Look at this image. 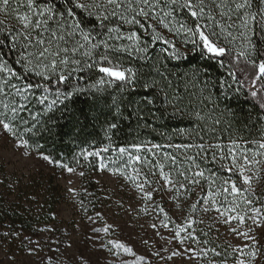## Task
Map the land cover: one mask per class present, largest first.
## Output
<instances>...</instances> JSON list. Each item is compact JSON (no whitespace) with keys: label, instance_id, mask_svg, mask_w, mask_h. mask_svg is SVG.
<instances>
[{"label":"snow or ice","instance_id":"snow-or-ice-1","mask_svg":"<svg viewBox=\"0 0 264 264\" xmlns=\"http://www.w3.org/2000/svg\"><path fill=\"white\" fill-rule=\"evenodd\" d=\"M176 8L187 9L195 18L192 26L181 25L178 30L184 32L187 37L185 43H190L193 50H199L202 57L219 60L228 54L227 47L221 45L219 38L224 37L229 43L239 40L236 58H243L247 66L245 71L250 72L253 85L264 80V0H0V16H3L0 19V160L4 159L3 153L9 152L10 145L12 158L29 161L38 157L48 165L66 169L69 173L76 172L75 168L60 163L50 154H44L39 144L32 143L31 137L36 134L40 115H47L57 103L86 91L73 83V78L80 73L95 71L102 74L91 86L97 92L102 91L99 86L120 82L117 84L119 98L113 97L111 103L117 113L122 104L131 106L138 120L143 119L145 111L152 113L150 106L156 103L157 93L154 90L158 82L143 76L138 69L126 66L123 57L136 56L147 60L150 44L163 40L171 49L170 52L169 48L163 51L169 52L171 58H181L184 53L165 39L159 28L163 26L172 32L167 18L173 15ZM85 16L90 18L87 23L93 25L91 28H87ZM202 19H206L205 24L196 22ZM144 33L150 40L144 38ZM257 34L260 45L253 39ZM220 63L223 66V62ZM156 72L163 79L159 68ZM137 88L143 89L139 100L132 98ZM126 91L129 93L127 99L124 96ZM252 95L255 96L256 92L253 91ZM167 103L173 115L183 113L175 95ZM36 106H44L43 112ZM23 113H27V116ZM196 117L203 119L199 113H196ZM152 118L155 119L154 114ZM144 126L147 127V124ZM109 127L116 128L117 125L112 123ZM200 141L175 145L153 144L151 147L132 145L137 153L142 148L153 154L163 147L177 151L183 149V162L188 167L182 171L176 169V177L165 170V164L160 160L150 165L146 156L134 155L125 147L119 148V153L128 154V164L139 162L148 166L149 172L141 179L140 168H133L136 175H129L126 170L112 171L125 181H130L135 190L142 194L141 199L147 201H153L156 193L178 199L181 189H184L185 195L194 194L193 189L203 192V181L207 180V194L202 200L191 204V211L195 212L198 204L204 205V213L214 210L219 218L217 223L227 225L228 231L239 243H226L223 249L206 247L208 241L199 239L192 230L196 221L191 216L183 217L181 204V222L175 223L172 232L175 246L166 250V257L160 251L154 255L164 260L165 264L170 261L175 264L177 259L183 261L185 257L192 264H201L202 261L203 264H264V161L257 159L264 152H253L251 156L242 152L238 155L239 145L235 141L226 149L221 143L206 145L203 137H200ZM258 147L264 149V143H258ZM191 149L196 150L194 155L189 154ZM108 150V147H104L88 152L84 159L100 156ZM209 153L211 162H218L220 170L231 173L235 179L231 176L223 179L215 173L206 176L198 158L207 161ZM163 160L175 166L178 157L164 153ZM153 167L157 171H153ZM106 169L108 166L101 160L99 170L104 172ZM79 175L84 176V172L81 171ZM3 183L4 180L0 179V184ZM221 196L223 201L218 199ZM256 203L261 206H254ZM143 211L147 212L148 209ZM159 211L165 221L173 222L163 207H159ZM88 219L91 221L92 218ZM200 222L203 223V220ZM167 226V223H163V227ZM153 227H156L155 224ZM53 231L54 225L39 228L37 236L40 238L33 240L32 234L25 236L9 227L0 233V253H3L0 264H65L59 257L45 254L46 244L42 234ZM92 231L93 236L88 239L90 247L69 256L67 264H99L93 261L90 253L104 249L112 254L113 264H126L118 259L121 250L136 256L138 261L145 259L143 255L137 256L126 243L113 239L105 241L99 237L101 231L110 233V226L93 228ZM203 235L207 236V233ZM64 239L69 242L61 255H66L73 247L69 237ZM60 243H64V240ZM193 243L196 244L195 248L192 247ZM47 247L50 251L51 245Z\"/></svg>","mask_w":264,"mask_h":264},{"label":"trees","instance_id":"trees-1","mask_svg":"<svg viewBox=\"0 0 264 264\" xmlns=\"http://www.w3.org/2000/svg\"><path fill=\"white\" fill-rule=\"evenodd\" d=\"M2 18L3 16H0V19ZM89 19L84 17L87 28L93 26L87 23ZM194 20L187 9L176 8L173 15L167 18L173 29L172 32L159 26L162 36L173 42L184 53L181 58H171L170 46L163 40L150 44L147 60L138 59L136 56L123 57L126 66L136 68L143 76L158 82L154 90L157 93L156 103L150 106L152 113L145 111L143 119L138 120L132 113V107L123 104L120 106V112L117 113L111 107V103L113 97L119 98L117 84L120 82L110 86H99L102 91L97 92L91 86L96 84L102 74L95 71L80 73L73 78V83L86 91L73 95L63 103H57L47 115H40L36 134L31 137L32 143L39 144L44 154H50L60 163L95 173L99 167V156H89L88 160H85L84 155L104 147L112 151L121 147L133 148V144L151 147L153 144L199 143L200 137H203L206 145L208 143L225 145L234 139L260 141L264 138V80L257 81L253 85L250 72L245 71L247 66L243 58H236L239 40L229 43L224 37H220L219 41L222 46L227 47L228 54L219 60L202 57L199 50H193L190 43H185L187 37L184 32L178 30L181 25L192 26ZM196 22L205 24L206 19ZM207 23L211 22L207 21ZM144 38L150 40L146 33ZM253 39L257 45H260L258 34ZM165 48H169V52H164ZM220 61L223 62V66ZM157 68L160 69L163 79L156 72ZM61 87L63 88V85ZM88 89L91 91H87ZM253 91L256 92L255 96L252 95ZM128 95V91L124 92L125 99ZM142 95L143 89L137 88L132 93V98L139 100ZM172 95H175L180 102L182 114L173 115L171 108L168 107L167 101ZM52 98L54 97H50ZM36 108L41 112L44 110V106H36ZM196 113H199L203 119H197ZM153 114L155 119L152 118ZM23 115L27 116V113ZM112 123L117 127L110 128ZM145 124L147 127L144 126ZM141 150V153H146L144 148ZM162 150L178 156L174 148L163 147ZM195 151L191 149L189 154L194 155ZM102 154L105 155L106 152ZM198 163H200L199 158ZM207 164L219 175L231 176L235 179L231 173L221 171L218 162L213 163L210 160ZM201 168L206 170L203 165ZM84 185L85 189L88 188L90 191L95 189L92 179H84ZM54 197V194L49 195L45 190L42 196L43 202L39 207L41 209L35 210L14 207L12 203H7L4 194L0 193L2 232L13 227L25 236L28 234L33 236L36 218H46L54 210ZM195 233L200 239V231ZM209 243V248L219 249H223L226 244L215 240Z\"/></svg>","mask_w":264,"mask_h":264},{"label":"rangeland","instance_id":"rangeland-1","mask_svg":"<svg viewBox=\"0 0 264 264\" xmlns=\"http://www.w3.org/2000/svg\"><path fill=\"white\" fill-rule=\"evenodd\" d=\"M235 141L239 148L237 154L246 152L251 156L253 152H264V149L258 147V143H264V138L257 141H241L231 140L225 145V149L231 146V142ZM2 143V141H0ZM9 152L3 153L4 159L0 160V179L4 180L0 184V193L4 194V200L12 203V206L26 207L28 209L40 210L42 196L47 190L49 195L54 194V210L50 212L46 218H36L34 224L35 234L33 240L39 239L37 230L39 228L55 226V231L43 233V239L46 244L45 254L53 257H59L60 261L67 264V258L77 252L85 251L90 247L88 244L89 237L93 236V228L103 229L110 226V233L101 231L99 237L105 241L108 239L118 240L126 243L133 248L137 256L143 255L145 259L138 261L136 256L129 255L120 251V257L126 264H165V261L155 256L156 251H160L163 256H167V249L175 246L172 241V232L175 223L181 222L180 205L183 204V217L191 216L196 221L192 230L200 231V239L207 240L206 247L209 248V241L215 240L221 243H239L228 231V226L217 223L219 219L214 210L204 213L202 211L204 205L198 204L195 212L191 211V204L197 200H202L207 194L209 184L207 180L203 181L205 191L193 189L194 194H184L181 189L179 198L170 197L168 195L154 194L153 201L142 200V194L135 190L134 185L130 181H125L113 173L112 169L126 170L129 175H136L133 168H140V178L149 172V167L140 164H128V154L121 155L119 150L107 151L105 155L99 156V163L102 160L108 166L104 172L98 169L94 172H86L82 168H77L75 173H69L66 169H61L55 165H48L38 157L29 161H22L10 156ZM129 152L134 155L146 156L149 164L152 165L156 160H160L165 164V170L170 171L173 177H176V169L184 170L188 167L184 163V150L175 151L178 160L175 166L170 161H164L163 155L166 151L156 149L153 153H139L134 148H128ZM19 154H17L18 156ZM209 160H200V165L206 167L205 175L215 173L223 179L230 176L219 175L212 170L207 164ZM257 159L264 161V155L257 156ZM9 161V162H5ZM227 163V161H225ZM153 171H157L154 167ZM83 171L84 176L79 173ZM153 178V177H150ZM232 178V177H231ZM84 179H92L95 189L90 191L85 189ZM233 179V178H232ZM9 185L12 187L10 188ZM255 187V184H254ZM45 189V190H44ZM223 201V196L219 197ZM231 199V197H229ZM163 207L168 215L172 218V223L164 220V215L160 213L159 207ZM254 206L260 207L259 203ZM147 208L145 212L143 209ZM86 209V211H84ZM100 214L97 217V214ZM91 217V221L88 219ZM203 220V223L200 221ZM163 223H167V228L163 227ZM236 224L235 221L232 222ZM250 223V221H249ZM155 224V228L153 227ZM243 227V226H242ZM3 231L0 225V233ZM207 233V236L203 235ZM69 237L73 242V247L66 255L61 252L69 242L64 239ZM64 240V243H60ZM47 245H51V250ZM195 243L192 244V247ZM93 261L99 264H113L112 254L103 251H95L90 253ZM211 253L209 259H211ZM0 259H3V253H0ZM169 264H172L170 261ZM175 264H192L191 261L184 258L183 261L177 259ZM203 264V261L201 262Z\"/></svg>","mask_w":264,"mask_h":264}]
</instances>
